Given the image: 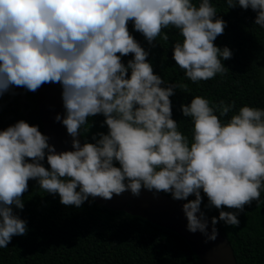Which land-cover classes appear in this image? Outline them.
Masks as SVG:
<instances>
[{
  "label": "clouds",
  "instance_id": "obj_1",
  "mask_svg": "<svg viewBox=\"0 0 264 264\" xmlns=\"http://www.w3.org/2000/svg\"><path fill=\"white\" fill-rule=\"evenodd\" d=\"M237 4L257 12L255 24L264 28V0H227L229 8ZM216 13L210 0L198 6L193 0H0V95L12 86L35 92L45 83L61 84L62 123L74 149L57 153L38 126L23 119L0 131V248L27 233L12 206L23 209L30 179L77 208L90 196L110 200L127 190L138 196L142 187L176 200L194 194L183 205L187 228L207 234L202 190L208 206L220 210L208 239L215 240L219 221L239 225L238 213L264 190V109L244 105L224 123L220 117L234 101L212 104L194 96L181 104L193 124L190 143L172 118L170 100L176 88L188 92L187 85L162 86L149 52L127 27L131 21L153 46L158 37L168 41L164 29H178L183 39L174 44L173 59L198 83L229 70L222 59H230L231 50L213 43L226 26ZM129 54L125 66L121 57ZM98 114L107 133L81 146V127ZM45 156L50 168L41 163Z\"/></svg>",
  "mask_w": 264,
  "mask_h": 264
},
{
  "label": "trees",
  "instance_id": "obj_2",
  "mask_svg": "<svg viewBox=\"0 0 264 264\" xmlns=\"http://www.w3.org/2000/svg\"><path fill=\"white\" fill-rule=\"evenodd\" d=\"M199 4L200 0H193ZM216 8L217 18L226 22L224 32L217 36L214 44L223 49L228 47L232 56L222 59L228 68L226 75L217 74L208 81L193 83L187 79L173 59V47L182 42L179 30L164 29L168 41L158 37L150 45L142 33L128 22V30L136 41L149 52L148 61L155 74L165 83L186 84L189 91L174 89L172 118L178 122L179 130L192 142L193 124L185 117L181 104H189L194 96H202L212 104L221 100L235 102L227 116L220 117L226 123L240 107L248 105L264 109V28L255 24L257 12L244 9L238 4L229 8L227 0H210ZM132 54L122 56L127 62ZM129 76L131 70L128 72ZM29 107L26 114L12 89L0 95V131L23 119L38 126L44 134L36 105V91L21 87ZM219 116V112L216 113ZM105 117L98 114L88 118V124L81 127L79 134L83 143H95L98 133H107ZM88 131H85V129ZM29 162H31L29 160ZM50 168L47 158L41 161ZM119 167V163L114 161ZM79 188L77 189V191ZM171 196L170 193H165ZM200 206L204 217L211 222L219 217V209L208 206V198L201 190ZM172 197V196H171ZM195 199L190 195L187 200ZM23 209L12 206L13 213L26 221L27 233L13 236L7 248H0V264H201L187 242L177 233L155 225L145 218L131 215L122 210H112L96 203L91 196L79 207L65 206L59 194L40 189L36 180L28 181V189L22 196ZM236 212L235 209L223 208ZM238 226L219 221L215 227L221 237L232 247L237 264H264V190L259 201L245 205L238 213Z\"/></svg>",
  "mask_w": 264,
  "mask_h": 264
},
{
  "label": "water",
  "instance_id": "obj_3",
  "mask_svg": "<svg viewBox=\"0 0 264 264\" xmlns=\"http://www.w3.org/2000/svg\"><path fill=\"white\" fill-rule=\"evenodd\" d=\"M12 89L17 94L24 112L28 114L29 104L23 89L16 86H12ZM36 105L44 135L49 138L48 143L55 148L57 153L73 151V137L67 133V129L62 123L66 110L63 106L61 84H43L36 91ZM57 114L61 117L60 121L55 119ZM77 139L83 146L80 134ZM92 199L109 209L122 210L128 214L140 216L155 225L177 233L187 242L201 264H237L232 247L218 232L215 240L208 239V235L212 233L213 225L205 217L207 234L199 230L195 233L188 230V221L183 210L185 203L182 200H176L162 192L149 191L143 187L138 196L127 190L120 195L113 194V198L110 200L100 197ZM197 215L199 216L200 213Z\"/></svg>",
  "mask_w": 264,
  "mask_h": 264
},
{
  "label": "rangeland",
  "instance_id": "obj_4",
  "mask_svg": "<svg viewBox=\"0 0 264 264\" xmlns=\"http://www.w3.org/2000/svg\"><path fill=\"white\" fill-rule=\"evenodd\" d=\"M263 74H264V71H263Z\"/></svg>",
  "mask_w": 264,
  "mask_h": 264
}]
</instances>
